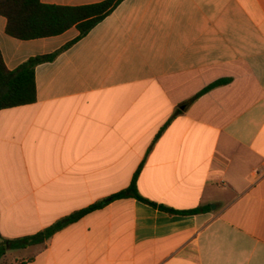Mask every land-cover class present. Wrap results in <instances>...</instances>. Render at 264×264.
Here are the masks:
<instances>
[{"label": "crops", "instance_id": "crops-1", "mask_svg": "<svg viewBox=\"0 0 264 264\" xmlns=\"http://www.w3.org/2000/svg\"><path fill=\"white\" fill-rule=\"evenodd\" d=\"M6 26L9 70L58 54L35 68L34 103L0 111L4 240L133 181L159 206L204 211L114 200L0 264H264V0H124L70 46L76 27L23 41Z\"/></svg>", "mask_w": 264, "mask_h": 264}, {"label": "trees", "instance_id": "trees-1", "mask_svg": "<svg viewBox=\"0 0 264 264\" xmlns=\"http://www.w3.org/2000/svg\"><path fill=\"white\" fill-rule=\"evenodd\" d=\"M123 1L104 0L83 6H60L44 4L41 0H0V15L7 20V35L23 41L58 36L76 27L79 36L67 45L70 46L86 36L98 23L111 15ZM57 54L56 52L51 55L31 58L17 69L9 70L0 50V111L34 103L36 101L35 68L41 62L52 61ZM225 82L226 80L215 82L199 95ZM198 96L186 102L184 106H188ZM123 198H134L171 214L193 215L204 211V208L176 211L159 206L141 196L136 182L133 181L127 189L110 196L102 202L77 211L33 236L7 241L0 234V261L9 249H23L31 245L42 244L65 226L77 222L85 215L101 209L114 200Z\"/></svg>", "mask_w": 264, "mask_h": 264}]
</instances>
